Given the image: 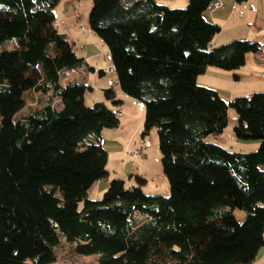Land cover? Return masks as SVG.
Masks as SVG:
<instances>
[{"label": "trees", "instance_id": "obj_1", "mask_svg": "<svg viewBox=\"0 0 264 264\" xmlns=\"http://www.w3.org/2000/svg\"><path fill=\"white\" fill-rule=\"evenodd\" d=\"M62 1L0 0V264H54L62 239L99 256L94 264H253L264 248V92L226 102L197 79L210 67L236 72L262 47L212 48L221 28L205 13L217 0L185 9L92 0L89 28L109 48L117 87L143 103V134L157 130L170 186L167 197L148 196L145 179L127 189L117 178L92 200L90 189L110 176L103 132L120 118L104 103L87 107L86 85L61 84L88 65L56 26ZM28 92L48 102L18 117ZM104 94L123 105L114 88ZM230 108L235 139L260 142L257 150L209 141Z\"/></svg>", "mask_w": 264, "mask_h": 264}, {"label": "rangeland", "instance_id": "obj_2", "mask_svg": "<svg viewBox=\"0 0 264 264\" xmlns=\"http://www.w3.org/2000/svg\"><path fill=\"white\" fill-rule=\"evenodd\" d=\"M75 9H71L69 17L65 14L61 15V10H55L56 25L61 34H65L67 38L76 44V52L78 56L84 58L88 63L85 68H79L75 70H68L64 72L61 84L67 86L70 83H79L87 86L85 94V105L89 108L96 104L104 103L111 110H116V106L111 101L107 100L103 90L114 88L118 94L120 89L113 86V82L117 81L116 75L109 73L112 67V60L109 48L96 36V34H89V15L92 10V0L76 2ZM188 6V5H187ZM187 8V7H186ZM57 9V8H56ZM185 9V8H174ZM73 14H78V18L74 19ZM83 28L84 34L77 40L73 35L75 30ZM75 29V30H74ZM229 27L223 31L222 37L228 35ZM91 35V37H90ZM74 38V39H73ZM94 39V40H93ZM76 40V42H75ZM232 42V41H231ZM230 43V42H229ZM2 46H0V49ZM96 63L102 67L101 70L105 71L106 75L100 77L99 72L95 75L92 69L96 66ZM92 88V90L90 89ZM26 107L17 115L18 117L26 115L31 109H38L48 102V96H40L33 92H28L25 95ZM54 107L61 108V104L58 100H55ZM123 116L120 118V126L117 129L104 130L103 136L109 139L111 142L119 141L123 144V153L127 155V152H141V155L131 160L129 157H123L116 164H120L121 174L125 181L127 189L139 186V182L136 180V176H139L146 180L144 185H140L145 195L154 196L160 195L167 197L170 195V186L168 179L166 178L163 166H162V154L159 145V138L157 130L154 128L148 135H144V117L145 107L143 103L138 100L132 102H126L123 107ZM238 124L236 112L230 108L228 110V126L225 129L224 142H227V148H231L230 135L234 137V128ZM229 133V134H228ZM214 137L210 138V142H213ZM218 144V143H217ZM143 153V156H142ZM115 155H110V158ZM134 164L133 176L127 175L125 169L126 165ZM113 173V172H112ZM111 173L110 181L114 180ZM110 174V171H109ZM117 180V178H115ZM122 180V179H120ZM98 185V184H96ZM97 186H94L90 190V196H95V190ZM102 195L97 196L96 200H100ZM83 204H80V209ZM236 213H240L236 210ZM243 213V212H242ZM241 221L240 223H242ZM57 254V261L54 264H94L97 262L99 256H81L74 251V246L69 245L64 239L61 240L60 245L55 248Z\"/></svg>", "mask_w": 264, "mask_h": 264}, {"label": "crops", "instance_id": "obj_3", "mask_svg": "<svg viewBox=\"0 0 264 264\" xmlns=\"http://www.w3.org/2000/svg\"><path fill=\"white\" fill-rule=\"evenodd\" d=\"M82 1L84 0H63L57 7L56 12L60 9L61 15L65 14L67 17H69L70 10L72 8L75 9L76 7L75 3ZM154 1L157 4L166 6L170 9L186 8L189 4V0ZM217 1H219L221 5L217 7L214 4L205 13V17L208 21L218 25L221 28V32L215 36L212 42V48L221 47L231 41L246 40L258 43L262 47V51L264 52V0H247L244 3H236L235 0ZM78 17V14H73L74 19H77ZM228 27V35L226 37H222L223 31ZM92 33L89 32V34ZM80 34H84V31H81V28L75 30L73 35L78 40L81 36ZM258 54H249L246 58V64L236 72H226L213 67L208 68L206 73L204 75H201L197 79L198 85L216 91L219 96L226 102H230L238 97H249L254 93L264 92V78L262 77L264 67L259 62ZM100 69H102V67H100L99 64L96 63V66L92 70L94 75L99 72L100 77L105 76V71H100ZM118 95L119 98L124 101V103L122 106L117 108L116 111H123V107L125 106L126 102L133 103V99L123 95L122 92H120V94ZM224 134L225 131L221 135L214 137V140L212 141L218 143L220 146L228 150L252 152L257 150L260 146V142H241L237 141L235 137L230 135L229 138L231 141V148L229 149L227 148V142H224ZM103 147L108 152L109 158L110 155L115 156L110 158L108 167V170L110 171L109 179L99 181L96 183L98 185H94L97 186L94 197L90 196L89 191V198L92 200H96L97 196L102 195V193L107 190L112 172V177H114L113 179H124L123 177H125L122 176L124 174L120 175L121 167L120 164L116 163L119 162V159H122L124 156H129L125 155V153L121 155L124 146L119 141V138L116 142H111L109 139H106L103 136ZM133 167L134 164L132 165L128 163L126 167H123V169H125L127 175L133 176ZM262 170L264 171V167L262 168ZM234 214L240 222L245 219V214L241 211L240 213H236L235 211ZM253 264H264V248L260 250L258 257Z\"/></svg>", "mask_w": 264, "mask_h": 264}, {"label": "built area", "instance_id": "obj_4", "mask_svg": "<svg viewBox=\"0 0 264 264\" xmlns=\"http://www.w3.org/2000/svg\"><path fill=\"white\" fill-rule=\"evenodd\" d=\"M215 5H216L217 7H219L221 4H220L219 1H217V2H215ZM81 31H84V29L81 28ZM89 32H91V31L89 30ZM257 54H258V53H257ZM258 59H259V62H260V63L262 64V66L264 67V52H263L262 50H261V51L259 52V54H258ZM109 73H111L112 75L115 74V69H114L113 67H111L110 70H109ZM262 77L264 78V71H263V73H262ZM117 85H118V84H117V81L113 82V86H114V87H116ZM117 116H118L119 118H121V117L123 116L122 111H118ZM127 155L130 157V159L133 160V159L137 158L138 156H140V155H141V152H132V153L127 152ZM142 156H143V153H142Z\"/></svg>", "mask_w": 264, "mask_h": 264}]
</instances>
